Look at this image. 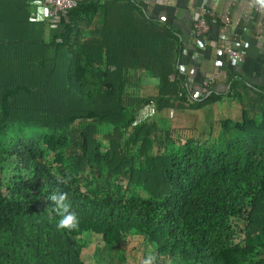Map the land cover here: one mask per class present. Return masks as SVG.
Listing matches in <instances>:
<instances>
[{
    "label": "trees",
    "instance_id": "16d2710c",
    "mask_svg": "<svg viewBox=\"0 0 264 264\" xmlns=\"http://www.w3.org/2000/svg\"><path fill=\"white\" fill-rule=\"evenodd\" d=\"M76 2L48 30L0 0V264H129L132 240L158 264H264V95L199 140L166 127L219 98L195 76L178 97L179 38L125 0ZM142 78L157 91L133 101Z\"/></svg>",
    "mask_w": 264,
    "mask_h": 264
},
{
    "label": "crops",
    "instance_id": "0c3cea01",
    "mask_svg": "<svg viewBox=\"0 0 264 264\" xmlns=\"http://www.w3.org/2000/svg\"><path fill=\"white\" fill-rule=\"evenodd\" d=\"M32 1L35 9L30 13L31 17L46 23L41 0ZM202 2V0H125L126 8L136 7L153 20L155 26L166 30L171 37L174 34L179 38L184 47L179 68L185 71L192 68L197 81L201 78L213 80L214 84L210 88L219 95V98L212 104L197 110L166 111L171 114L170 118L168 117L171 127L179 129L183 135L198 140L210 134L214 135L219 121L223 119L239 120L242 111L250 112L251 108L257 107V96L264 95V15L253 10L250 0H206L204 3L207 8L214 15L229 17L231 26L225 29L218 22L210 23L203 39L207 45L202 48L199 46L200 38L194 37L192 33L193 17ZM47 29L49 30V27ZM230 33L236 35V41L231 42V46L239 49L244 55L239 66H232L225 56L220 54L223 47L230 44ZM222 36L228 39L223 40ZM217 61H221L222 64L218 65ZM230 79L234 80L235 90L239 91L237 96L235 92L233 96L227 94ZM172 116L175 119L171 118ZM139 245L143 249L141 242ZM127 253L135 257L134 254ZM149 254L153 258L152 264H158L155 254L152 251ZM131 257L127 255L129 264H142L146 258L136 263L130 260Z\"/></svg>",
    "mask_w": 264,
    "mask_h": 264
},
{
    "label": "built area",
    "instance_id": "2783aa9c",
    "mask_svg": "<svg viewBox=\"0 0 264 264\" xmlns=\"http://www.w3.org/2000/svg\"><path fill=\"white\" fill-rule=\"evenodd\" d=\"M203 2L198 6L196 13L193 17L192 21V33L194 37L200 38L199 46L205 47L207 43L205 42L204 35L207 33L209 29L210 23H220L225 29L230 28L231 22L229 17L227 16H217L211 12L210 9L207 8L204 2L206 0H202ZM42 5L45 9V18L46 23L50 29H56L60 22L63 20L67 22V14L68 11L76 6L75 0H41ZM250 3L253 7V10L261 15H264V0H250ZM223 40L228 39V37L222 36ZM236 41V35L230 33V44H227L223 47L220 52L221 56H225L227 62L232 66H239L243 59L244 55L237 48L231 46V42ZM218 65H221V61H217ZM181 70L185 71L183 68ZM193 69L188 70V74L190 78L187 83L184 84L183 91L178 92V97H184L187 94H192L194 92L195 83ZM172 78V77H171ZM196 80V78H195ZM197 82V80H196ZM198 84L202 89L203 94H198V96H204L208 89L212 87L214 84L211 78H201L198 80ZM197 96V95H196Z\"/></svg>",
    "mask_w": 264,
    "mask_h": 264
},
{
    "label": "rangeland",
    "instance_id": "374dc122",
    "mask_svg": "<svg viewBox=\"0 0 264 264\" xmlns=\"http://www.w3.org/2000/svg\"><path fill=\"white\" fill-rule=\"evenodd\" d=\"M131 91H133V93H132V100L133 101H136L137 99H140V98L147 97L149 95H155V93L157 91V81L155 79L142 78V80L139 83H137L135 86H133L131 88ZM159 115L160 116L157 117V119L158 120H160V118L162 120L164 119L166 125L168 126L170 124V121H169L170 120L169 119L170 117L169 116L171 114L166 113V111H164V112H162ZM171 118H174V116H172ZM143 248L145 250H147V252H145V250L141 248V246L139 245V242L132 241L125 248L126 256L128 255L129 257H131L127 252H129L130 254H134L135 257L134 258L131 257L132 259H130V260L131 261H135L136 263H137V261H140L141 262L144 257L151 256L149 254V253H151V250H149V247L147 246L145 248V246H144ZM137 249H139V250H137Z\"/></svg>",
    "mask_w": 264,
    "mask_h": 264
},
{
    "label": "clouds",
    "instance_id": "9594fccd",
    "mask_svg": "<svg viewBox=\"0 0 264 264\" xmlns=\"http://www.w3.org/2000/svg\"><path fill=\"white\" fill-rule=\"evenodd\" d=\"M52 199H55V197H52ZM61 199H63V196H61ZM63 205H60L57 209V211H59L60 213H62L61 218L58 221L57 227L64 229H72L75 228L77 226V218L74 214H67L64 215L63 213ZM153 258L151 256L146 257L142 264H152Z\"/></svg>",
    "mask_w": 264,
    "mask_h": 264
}]
</instances>
